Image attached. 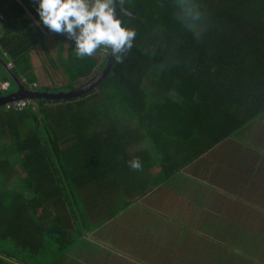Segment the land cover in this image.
<instances>
[{
	"label": "trees",
	"instance_id": "obj_1",
	"mask_svg": "<svg viewBox=\"0 0 264 264\" xmlns=\"http://www.w3.org/2000/svg\"><path fill=\"white\" fill-rule=\"evenodd\" d=\"M195 2L199 39L175 19L174 0H124L116 19L135 30L133 48L122 63L111 54L97 86L71 98L40 97L18 113L0 110V264H58L54 256L83 233L166 183L185 193L177 206L200 203L194 177L208 169L203 156L194 160L264 117V0ZM37 7V0H0V45L33 89L57 90L60 82L68 90L105 67L110 51L78 58L67 33L39 23ZM239 140L241 152L217 165L226 184L246 190L259 157ZM260 150L264 159V144ZM137 158L142 168L133 170ZM196 213L177 212L171 224L185 230L176 235L199 228ZM110 225L117 236L119 226ZM263 245L254 236L236 254L243 264H264Z\"/></svg>",
	"mask_w": 264,
	"mask_h": 264
},
{
	"label": "rangeland",
	"instance_id": "obj_2",
	"mask_svg": "<svg viewBox=\"0 0 264 264\" xmlns=\"http://www.w3.org/2000/svg\"><path fill=\"white\" fill-rule=\"evenodd\" d=\"M22 75L24 85L28 87V78L25 74ZM13 89L14 85L9 91ZM112 94L116 95L117 91H112ZM247 126L236 135L249 143L246 144V148L257 154L259 159L256 164L257 170L251 175L252 184L247 183L246 190L233 188L235 183L232 181L228 183L229 185L226 184L224 182L226 175L222 173L225 166L217 165L228 151L237 153L244 148V143L239 139L226 138L192 163H198L199 158L203 156V168L208 169L209 172L194 177L199 178L195 182L196 189L198 191H203L202 188L206 189L204 192L201 191L202 197L199 198L201 201L197 206H188L186 203L177 206V203L184 199L185 193L178 194L173 184L161 185L158 191L150 194L149 197L133 202L118 213L116 221L109 222V225L116 222L119 226L116 228L117 236L111 233L104 235L107 245L104 242V245L92 243L88 251L95 247L107 255L110 248L117 246L118 255L124 257L121 264L151 262L152 264H184L179 263L181 260L185 264H243V259L236 253L239 251L246 253L242 248L252 237H264V159L260 150L264 144V118L254 119ZM182 172L187 174L186 170ZM8 182L10 183L11 180ZM156 197L166 198L167 201L165 199L161 201ZM192 208L197 211L192 219L195 222L199 221V228L192 232L188 231V236L176 235L177 229L185 230V228L180 223L172 225V220L177 217L179 210L188 211ZM106 228L108 229L107 225ZM93 233L95 232H92V236ZM178 237L183 238L178 240ZM80 242H77L74 251L78 252ZM109 242L113 243L112 246H108ZM175 249L185 251L183 259L178 261L180 251ZM121 251L124 253H120ZM125 252H129L134 259H127L123 255ZM161 255L164 256V260L159 259L157 262L156 258Z\"/></svg>",
	"mask_w": 264,
	"mask_h": 264
},
{
	"label": "clouds",
	"instance_id": "obj_3",
	"mask_svg": "<svg viewBox=\"0 0 264 264\" xmlns=\"http://www.w3.org/2000/svg\"><path fill=\"white\" fill-rule=\"evenodd\" d=\"M37 3L36 11L40 18L39 23L55 33H67L68 38L75 41V54L78 58L91 57L103 49L105 54L110 51L117 63H122L124 56L133 48V42L136 38L135 30L123 27L122 21L114 18L118 14V11L116 14L115 9H118V4L122 5L124 0H37ZM174 4L177 22L199 39L204 31L203 14L199 5L195 0H174ZM2 19L3 15L0 13V34H2ZM22 73L21 67L17 65L11 55H7L0 45V110L17 111L18 113L23 109L32 108L34 102L40 97L44 98L42 94L46 92L56 93L69 90L56 92L46 89L36 90L33 89L36 86L34 82L26 87L23 84ZM12 85H16V89L9 91ZM20 99H27L29 102L19 110L10 105L11 102ZM231 152L228 151L222 158ZM129 166L133 170L142 168L138 158L131 160ZM54 257L58 259L59 264H63V253Z\"/></svg>",
	"mask_w": 264,
	"mask_h": 264
},
{
	"label": "crops",
	"instance_id": "obj_4",
	"mask_svg": "<svg viewBox=\"0 0 264 264\" xmlns=\"http://www.w3.org/2000/svg\"><path fill=\"white\" fill-rule=\"evenodd\" d=\"M17 12H18L17 10L11 9L12 15H14V16L17 15ZM18 46H19V44H18ZM47 46H48V43L43 41L40 44V47H41L40 50H44V48ZM12 59H14V58L12 57ZM56 85L58 86V89L57 90H51L52 92H56L59 90L64 91V89H60L62 86L60 82L56 83ZM52 100H58V99H52ZM2 117H3V115L0 113V118H2ZM262 117L263 116H261L260 118H262ZM57 128L62 131V128L55 126L54 132ZM62 140H64V137L60 136L58 141H62ZM215 146H217V145H215ZM215 146H213L212 148H214ZM111 220L116 221V216H114ZM115 223H112V224L114 225ZM106 225L108 226V228H110V229L112 228V226L109 224H105L99 228L91 227L89 229V231H87L85 233V235L82 236V238L80 240H78V241H81L80 245H79L78 252L74 251V247L78 242L77 241L74 246H72L71 248H69L67 251H65L63 253V257H62L63 264H121L124 257L118 255V252L116 251L117 246L114 248H110L111 250H109L110 252H108L107 255L103 251H101V249H99V248L95 249V247L93 250L88 251L90 249V246L92 243H96L98 245H104V244L107 245V243L104 241L105 237H103V236L106 234H110L111 231L106 228ZM92 232H95V233H93V236H92ZM114 233L117 235V233L115 231H114ZM160 239H161V237H159L158 240H160ZM174 240H176V239H174ZM103 242H104V244H103ZM177 242H179V241H177ZM111 244H113V243L109 242L108 246H112ZM159 249H162V248H159ZM182 249L185 250V248H183V247H182ZM175 250L180 251L178 249H175ZM122 252L124 253V251H121L120 253H122ZM123 255L126 256L127 259H134L132 256L129 255V252H125V254H123ZM184 255H185V251H180L178 253V257H179L178 261L183 259ZM159 259L164 260V256L161 255L160 257H157L156 261L158 262ZM179 263L185 264V262H183V260L179 261ZM134 264H137V263H134ZM150 264H152V262Z\"/></svg>",
	"mask_w": 264,
	"mask_h": 264
},
{
	"label": "water",
	"instance_id": "obj_5",
	"mask_svg": "<svg viewBox=\"0 0 264 264\" xmlns=\"http://www.w3.org/2000/svg\"><path fill=\"white\" fill-rule=\"evenodd\" d=\"M115 12L117 14V9H115ZM114 18H116V15ZM110 56H111V52L107 56V61H106L105 67L99 73H97L92 79H90L88 82H86L85 84L75 86L66 92H61V91L56 92V93H47L46 92L45 94H42V96H44V98H48V99H63V98L74 97V96H77V95H80V94L87 92L93 86H96L99 83L101 77L107 71L109 64L111 63V57Z\"/></svg>",
	"mask_w": 264,
	"mask_h": 264
},
{
	"label": "built area",
	"instance_id": "obj_6",
	"mask_svg": "<svg viewBox=\"0 0 264 264\" xmlns=\"http://www.w3.org/2000/svg\"><path fill=\"white\" fill-rule=\"evenodd\" d=\"M101 53H104L103 52V49L99 50ZM28 100L27 99H20L18 101H15V102H11L10 105L14 108H17V110L21 109L24 105H27L28 104Z\"/></svg>",
	"mask_w": 264,
	"mask_h": 264
}]
</instances>
